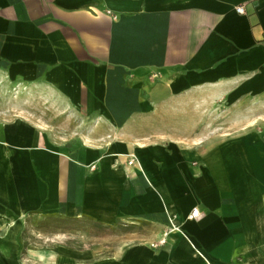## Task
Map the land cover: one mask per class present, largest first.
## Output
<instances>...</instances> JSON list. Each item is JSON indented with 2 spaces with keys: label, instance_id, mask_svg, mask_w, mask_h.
<instances>
[{
  "label": "crops",
  "instance_id": "crops-1",
  "mask_svg": "<svg viewBox=\"0 0 264 264\" xmlns=\"http://www.w3.org/2000/svg\"><path fill=\"white\" fill-rule=\"evenodd\" d=\"M15 88L86 131L65 143L56 115L0 111V264H264L263 119L195 132L260 115L264 0H0V99ZM45 215L157 229L107 256L22 255Z\"/></svg>",
  "mask_w": 264,
  "mask_h": 264
},
{
  "label": "rangeland",
  "instance_id": "rangeland-1",
  "mask_svg": "<svg viewBox=\"0 0 264 264\" xmlns=\"http://www.w3.org/2000/svg\"><path fill=\"white\" fill-rule=\"evenodd\" d=\"M25 93L28 96H26ZM43 96H37V93L31 94L28 90L21 92L19 89L15 88L7 98L0 99V111L7 108L8 110L13 109V113H18L25 108H32L35 111H44V115L47 119H53L54 115H56L57 118H61L59 119L61 129L58 133L61 135L63 141H67L65 143H75L76 137H80L84 131H86V123L83 121L84 117L76 115L73 110L64 107L57 99L52 98L46 100ZM28 97H30V99ZM191 106L195 107L196 105L191 104ZM207 106L209 105L205 102L203 107L207 108ZM227 106L228 105H224V107ZM248 106L259 109L258 112L260 115L254 112L252 116L247 117L228 115L219 118L208 114L200 117V124L204 122L206 130L202 131L200 126H196V130H198L197 128L201 130L195 132L208 134L210 130H214L213 126L211 127L213 123L217 121L226 123L233 118H247L252 121H257L254 123L260 125L262 119L264 121V115H261L262 111H260V109L264 108V98L256 99ZM56 112L61 114L58 115ZM190 119H192V117ZM203 119H205V121H203ZM193 123L197 124V122L189 120L186 126H188V124L194 125ZM173 127H175L177 131L178 128H180V126ZM153 226H155L154 223L148 221L137 222L135 225L133 223L128 224L124 222L108 225L96 223L91 220H69L48 215L41 216L40 220L30 217L29 227L23 230L22 237L24 248L21 250V254H26L29 247L35 249V251L38 249L53 253L58 246L62 245L64 247L71 244L78 248L91 249L98 256L112 255L123 246L137 242L140 240L139 238L145 237L155 231L157 228Z\"/></svg>",
  "mask_w": 264,
  "mask_h": 264
},
{
  "label": "built area",
  "instance_id": "built-area-1",
  "mask_svg": "<svg viewBox=\"0 0 264 264\" xmlns=\"http://www.w3.org/2000/svg\"><path fill=\"white\" fill-rule=\"evenodd\" d=\"M238 11L243 12L244 11L243 7L242 6L238 7ZM133 160H134V157H133V159H131L129 161V163H132ZM198 215H199V210L197 208H194L193 211L191 212L190 217L191 218H196ZM164 243H165V239L160 240V242H159V244H164ZM159 244H153V245L158 246Z\"/></svg>",
  "mask_w": 264,
  "mask_h": 264
}]
</instances>
